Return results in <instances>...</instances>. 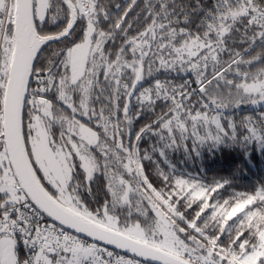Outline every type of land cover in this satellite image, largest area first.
<instances>
[{
  "label": "snow or ice",
  "instance_id": "6c2138e0",
  "mask_svg": "<svg viewBox=\"0 0 264 264\" xmlns=\"http://www.w3.org/2000/svg\"><path fill=\"white\" fill-rule=\"evenodd\" d=\"M243 105H264V0H0V264H264V183L139 147L264 144V113L225 115Z\"/></svg>",
  "mask_w": 264,
  "mask_h": 264
},
{
  "label": "trees",
  "instance_id": "16d2710c",
  "mask_svg": "<svg viewBox=\"0 0 264 264\" xmlns=\"http://www.w3.org/2000/svg\"><path fill=\"white\" fill-rule=\"evenodd\" d=\"M158 76L161 79H181L177 74L169 75L165 72H160ZM150 82V79L144 81L145 84ZM258 113H264V107L252 109L249 105H243L226 112L225 115L240 119L249 115L255 117ZM151 115L146 112L134 122V127L141 126ZM139 147L142 152L147 151L152 157L145 161L146 167L149 168L160 164L162 168L171 170L176 175L195 177L206 183L226 179L231 181L237 190H247L253 185L264 183V144L257 141L225 142L216 147L205 144L199 147V155H196L191 148L185 150L183 146L165 148L159 135L146 134ZM160 150L164 152L163 157Z\"/></svg>",
  "mask_w": 264,
  "mask_h": 264
},
{
  "label": "rangeland",
  "instance_id": "374dc122",
  "mask_svg": "<svg viewBox=\"0 0 264 264\" xmlns=\"http://www.w3.org/2000/svg\"><path fill=\"white\" fill-rule=\"evenodd\" d=\"M249 107L252 108V109H259V108H263L264 105H261V106H259V107H255V106L249 105Z\"/></svg>",
  "mask_w": 264,
  "mask_h": 264
}]
</instances>
